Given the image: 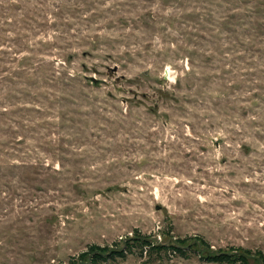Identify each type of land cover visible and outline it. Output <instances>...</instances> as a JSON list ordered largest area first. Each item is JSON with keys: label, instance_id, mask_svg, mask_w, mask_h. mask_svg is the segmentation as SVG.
I'll return each instance as SVG.
<instances>
[{"label": "rangeland", "instance_id": "1", "mask_svg": "<svg viewBox=\"0 0 264 264\" xmlns=\"http://www.w3.org/2000/svg\"><path fill=\"white\" fill-rule=\"evenodd\" d=\"M138 234L264 254V0H0V264Z\"/></svg>", "mask_w": 264, "mask_h": 264}, {"label": "trees", "instance_id": "2", "mask_svg": "<svg viewBox=\"0 0 264 264\" xmlns=\"http://www.w3.org/2000/svg\"><path fill=\"white\" fill-rule=\"evenodd\" d=\"M195 250L201 259L211 264H264V254L261 251L253 252L245 248H229L214 250L209 242L203 237H192L159 242L150 236L136 235L128 239L122 245L115 247L91 246L88 251L80 254L79 257L72 258L71 264H100L108 260L126 258L127 254H138L147 259L157 257L164 260L165 256L173 255L185 256L188 251ZM136 251V252H135Z\"/></svg>", "mask_w": 264, "mask_h": 264}]
</instances>
